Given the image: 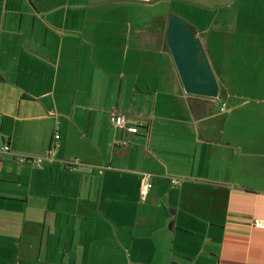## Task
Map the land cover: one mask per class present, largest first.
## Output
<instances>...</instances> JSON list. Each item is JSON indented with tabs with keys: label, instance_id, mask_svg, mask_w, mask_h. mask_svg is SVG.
Instances as JSON below:
<instances>
[{
	"label": "crops",
	"instance_id": "0c3cea01",
	"mask_svg": "<svg viewBox=\"0 0 264 264\" xmlns=\"http://www.w3.org/2000/svg\"><path fill=\"white\" fill-rule=\"evenodd\" d=\"M165 10L0 0V264H264V97L238 116L185 94Z\"/></svg>",
	"mask_w": 264,
	"mask_h": 264
},
{
	"label": "rangeland",
	"instance_id": "374dc122",
	"mask_svg": "<svg viewBox=\"0 0 264 264\" xmlns=\"http://www.w3.org/2000/svg\"><path fill=\"white\" fill-rule=\"evenodd\" d=\"M151 2L167 8L165 15H175L207 34L203 49L221 86L216 106L222 102L226 110L241 116L249 104L264 97V0Z\"/></svg>",
	"mask_w": 264,
	"mask_h": 264
},
{
	"label": "water",
	"instance_id": "95a60500",
	"mask_svg": "<svg viewBox=\"0 0 264 264\" xmlns=\"http://www.w3.org/2000/svg\"><path fill=\"white\" fill-rule=\"evenodd\" d=\"M165 44L183 92L192 96L216 98L218 83L195 28L175 15H168Z\"/></svg>",
	"mask_w": 264,
	"mask_h": 264
},
{
	"label": "built area",
	"instance_id": "2783aa9c",
	"mask_svg": "<svg viewBox=\"0 0 264 264\" xmlns=\"http://www.w3.org/2000/svg\"><path fill=\"white\" fill-rule=\"evenodd\" d=\"M223 107H224V104H222L220 106V109L222 110ZM109 123L112 125V127L114 128L115 131L116 130L122 131L126 134H129V135L136 134L139 127H146L147 126L146 121L143 119L133 121V120H130L125 114L115 112V111L109 113ZM53 138L55 141H57L59 139L58 134H54ZM113 143L117 146H125L127 142L125 140H116L115 138H113ZM57 146L58 145L56 143H54V144H52L51 149L56 148ZM0 151L4 154L9 153V150L6 146L1 147ZM49 153H50V150H47L44 153L43 157L38 156V157L29 158V157H25L22 155H13V154H12V157L16 163L22 164L25 162H30V164L38 166L43 160H45L49 157ZM72 162H74L73 164L79 163L78 160H74ZM71 165H72L71 162L66 163V166H71ZM67 168L73 170L70 167H67ZM142 177H143V179L140 182V187H139V196L141 199H144L145 196L147 195L148 191L151 189V184L146 180V178H147L146 174H143ZM170 182L172 184H175L177 181L175 179H171ZM252 226L255 229L264 230V222L263 221L255 220V221H253Z\"/></svg>",
	"mask_w": 264,
	"mask_h": 264
},
{
	"label": "trees",
	"instance_id": "16d2710c",
	"mask_svg": "<svg viewBox=\"0 0 264 264\" xmlns=\"http://www.w3.org/2000/svg\"><path fill=\"white\" fill-rule=\"evenodd\" d=\"M139 128H142V127H139ZM139 128H138V129H139ZM137 132H138V131H137ZM54 134H57V133H54ZM54 134H53V136H54ZM136 134H137V133H136ZM136 134H134V135H136ZM53 140H54V138H53ZM54 142H55V140H54ZM5 146H6V145H5ZM6 147H7V146H6ZM51 147H52V145L50 144V146L48 147L47 150H51ZM7 148H8V147H7ZM47 150H46V151H47ZM46 151H45V152H46ZM45 152H44V153H45ZM13 155H17V154H13ZM43 155H44V154H43ZM43 155L40 156V157H43ZM49 155H50V154H49ZM22 156L29 157V158H32V157H33V156H29V155H22ZM48 158H49V157H48ZM48 158H47V159H48ZM45 160H46V159H45ZM74 160H78L79 163H78V164H73L74 162H72V161H74ZM74 160H70V161H66V162H64V164H63L64 168L68 169L69 171H74L75 168H76V166L79 165V164L81 163V161H80L79 159H74ZM43 161H44V160H43ZM43 161H42V162H43ZM42 162H41V163H42ZM67 162H71L72 165H71V166H66V163H67ZM28 163H30V162H28ZM41 163H40V164H41ZM18 164H19V163H18ZM31 165H32V164H31ZM33 166H34V165H33ZM65 166H66V167H65ZM67 167H70V168H72L73 170H71V169H69V168H67Z\"/></svg>",
	"mask_w": 264,
	"mask_h": 264
}]
</instances>
